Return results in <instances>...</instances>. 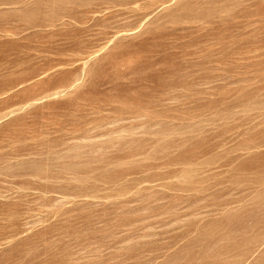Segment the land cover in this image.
Here are the masks:
<instances>
[{
  "label": "rangeland",
  "instance_id": "374dc122",
  "mask_svg": "<svg viewBox=\"0 0 264 264\" xmlns=\"http://www.w3.org/2000/svg\"><path fill=\"white\" fill-rule=\"evenodd\" d=\"M0 264H264V0H0Z\"/></svg>",
  "mask_w": 264,
  "mask_h": 264
}]
</instances>
